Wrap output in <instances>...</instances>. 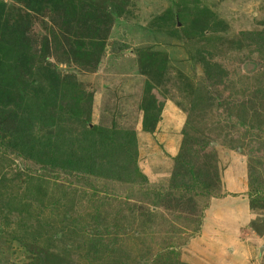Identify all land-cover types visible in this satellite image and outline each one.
<instances>
[{
	"label": "rangeland",
	"instance_id": "rangeland-1",
	"mask_svg": "<svg viewBox=\"0 0 264 264\" xmlns=\"http://www.w3.org/2000/svg\"><path fill=\"white\" fill-rule=\"evenodd\" d=\"M262 12L0 0V264H175L224 195L264 242Z\"/></svg>",
	"mask_w": 264,
	"mask_h": 264
},
{
	"label": "crops",
	"instance_id": "crops-1",
	"mask_svg": "<svg viewBox=\"0 0 264 264\" xmlns=\"http://www.w3.org/2000/svg\"><path fill=\"white\" fill-rule=\"evenodd\" d=\"M247 1L249 0H239L242 6L255 10L257 13L264 9V5L258 1L254 2V0H250L249 4ZM262 23H264V18L260 24ZM231 172L234 173V170L232 169ZM238 203V205L232 204L229 195L212 197L208 206V214H211V217L208 214L206 215L204 226L213 224L217 231L216 234L206 236L204 232L200 231L199 236L194 238L187 246L190 254L183 251L179 255V261L175 262V264L250 263L248 246L252 245L251 241L255 240L256 244H260L259 247L264 245V242L262 239H259V236L257 239H254L253 233L248 234L249 237L245 240L244 245L237 238L236 232L239 225L247 221L250 213L249 204L246 199ZM237 206H240L241 210L237 211L235 209ZM263 253L264 251L260 253L258 249H255L256 258L257 255L259 256Z\"/></svg>",
	"mask_w": 264,
	"mask_h": 264
},
{
	"label": "bare ground",
	"instance_id": "bare-ground-1",
	"mask_svg": "<svg viewBox=\"0 0 264 264\" xmlns=\"http://www.w3.org/2000/svg\"><path fill=\"white\" fill-rule=\"evenodd\" d=\"M247 3L249 4V3H250V0H249V1H247ZM261 14L263 15V14H264V12H262ZM233 170H234V169H233Z\"/></svg>",
	"mask_w": 264,
	"mask_h": 264
}]
</instances>
